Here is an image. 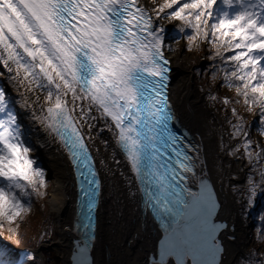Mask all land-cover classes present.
Masks as SVG:
<instances>
[{
	"label": "snow or ice",
	"instance_id": "obj_1",
	"mask_svg": "<svg viewBox=\"0 0 264 264\" xmlns=\"http://www.w3.org/2000/svg\"><path fill=\"white\" fill-rule=\"evenodd\" d=\"M174 5L166 15L194 30L189 41L203 34L216 44L217 55L221 47L233 53L227 61L235 70L225 79L240 81L237 94L264 110V0H164L152 11L159 17ZM163 31L141 0H0V65L29 91L46 93L49 106L42 122L64 142L84 177L87 227L100 181L78 125L96 119L95 111L112 121L117 144L143 185L145 204L163 230L152 264H219L218 234L227 225L215 219L218 202L210 184L202 180L193 191L186 183L194 166L182 139L169 128L173 116L164 91L169 60ZM0 114L3 227L30 211L31 193L45 186V177L33 167L3 88ZM252 143L244 145L249 159ZM251 191L254 196L255 188ZM74 261L89 264L87 246Z\"/></svg>",
	"mask_w": 264,
	"mask_h": 264
},
{
	"label": "bare ground",
	"instance_id": "obj_2",
	"mask_svg": "<svg viewBox=\"0 0 264 264\" xmlns=\"http://www.w3.org/2000/svg\"><path fill=\"white\" fill-rule=\"evenodd\" d=\"M141 2L152 15L154 26L164 29V51L169 60L167 97L175 120L189 131L186 152L192 159L195 174H187L186 183L193 191H199L202 180L210 184L218 202L215 219L227 225L218 234L223 249L219 257V264H222L228 260L227 240L231 241L233 249H238L247 235L244 216L252 198H236L228 189L231 181L243 175L240 155L232 148L229 126L222 114L211 105L207 92L197 85L196 75L185 57L173 49V21L164 13L157 17L148 1ZM0 67L3 71L1 79L13 94L37 143L38 152L53 175L50 201L55 206L57 226L53 241L67 253V237L76 233L73 221L79 196L74 165L56 133L46 127V121L42 122L49 106L44 100L46 93L35 88L29 91L25 85L11 79L14 73H8L2 65ZM76 115L79 116V109ZM92 116L96 119L86 118L78 125L100 181L92 231L88 237L90 264H152L158 248L152 242L159 223L141 199L139 180L125 152L117 144L112 122L101 118L95 111Z\"/></svg>",
	"mask_w": 264,
	"mask_h": 264
},
{
	"label": "rangeland",
	"instance_id": "obj_3",
	"mask_svg": "<svg viewBox=\"0 0 264 264\" xmlns=\"http://www.w3.org/2000/svg\"><path fill=\"white\" fill-rule=\"evenodd\" d=\"M152 7L158 8L159 5L164 3V0H146ZM182 3L190 2V0H181ZM177 6L174 5L173 9H165L163 12L170 13ZM168 18H170L169 15ZM174 25V34L172 38V47L176 53L182 54L185 57L190 70L196 75L197 85L207 92L208 98L211 101V105L222 114L225 122L229 126V136L232 148L240 155V163L242 174L237 180L231 181L229 185V191L236 195V198L243 199L244 196H250L252 198L251 203L248 204V209L245 212L244 224L246 229V237L240 242L239 248L233 249V244L230 240H227L229 254L228 260L222 264H248L247 260L254 254L259 252L260 247H264V228L257 223L262 207L264 205V185L260 180H254L250 169L247 165H256L262 167L264 171V159L256 158V154L252 153V158L249 159L244 145L248 140H251L253 147H257L264 138V130L262 125L264 122L258 117V112L255 108L248 103H245L243 97L237 94V91L229 86V80L225 79L224 73H219L214 69V65L208 58V48L211 44L209 39H204L203 34L197 37L195 41H189L188 36L194 34V30L190 29L183 21H179L170 18ZM184 31H181V29ZM233 54L232 52H230ZM235 66V63L232 62ZM3 71L0 67V88L5 90L6 101L9 109L16 117V122L19 125L21 132V138L25 140V143L30 147V158L34 161L33 167L40 168L44 172L45 181L47 183V194L42 199L44 205L35 198L34 204L30 205L31 210L26 216L18 217L12 223H18L17 232L15 235L19 237L18 242H15L12 252L15 256L23 259L22 264H67L65 260L64 249L62 246H56L52 243L55 240V206L50 201V192L54 184V178L51 174L47 163L42 159L38 152L37 143L30 133L27 124L22 117L15 98L10 93L1 79ZM169 80V71H168ZM167 80V85H168ZM227 98L228 103L224 100ZM235 109V113L233 112ZM3 115V114H0ZM183 125V124H182ZM239 128V132H237ZM189 132V131H188ZM251 148V147H250ZM250 152L249 150H247ZM94 164V162H93ZM95 168V166H94ZM138 180V179H137ZM264 182V181H263ZM140 185V184H139ZM140 187V186H139ZM255 188V195L253 196L252 189ZM141 189V187H140ZM142 192V191H141ZM78 198V196H77ZM141 199L145 201L143 193H141ZM78 217L77 211V199L75 202V218L73 225H76ZM50 229H54V234H48ZM34 242L36 247H26L29 242ZM260 246V247H259ZM51 248L54 252L56 259L50 260L43 252L42 248ZM31 257V259H29ZM36 257V258H35Z\"/></svg>",
	"mask_w": 264,
	"mask_h": 264
},
{
	"label": "trees",
	"instance_id": "obj_4",
	"mask_svg": "<svg viewBox=\"0 0 264 264\" xmlns=\"http://www.w3.org/2000/svg\"><path fill=\"white\" fill-rule=\"evenodd\" d=\"M220 55H217V46L215 43H211L209 45L208 48V58L210 60V62L212 63V65H214V69L217 70L219 73H224V76H226V73H231L232 71L235 70V66L232 63V61H227V57L229 55H231L230 51H225L224 47H221L220 49ZM229 83H231V87L234 88L236 90V88L238 86H240L241 82L236 80L235 78H230L229 79ZM240 95V94H239ZM241 97H243L242 95H240ZM244 101L245 98L243 97ZM249 100H251V94L249 96ZM251 106H253L255 108V110H257L258 112V117H260L261 121L264 122V110H262V106L259 104H249ZM262 128L264 130V125H262ZM263 142H261L257 147H253V145L251 146V148H249L248 150L250 152H253L254 154L259 153V158L261 157V159H264V152H262L261 150L264 149V138L262 140ZM28 144V142H26ZM247 168L251 170L252 175H253V179L254 180H260L262 181L263 185H264V177L261 176V172L263 171V166L259 168L258 165L255 164L253 165H247ZM47 183L45 181V186L43 187H39L38 185V192L35 193H31V202L32 204H34L35 202V198H38V201L41 204V206L44 205L42 199L46 196L47 194ZM29 191L31 192V189L29 188ZM31 205V204H30ZM32 206V205H31ZM31 210V208H30ZM29 212V211H28ZM27 213H24L23 216H26ZM262 217H264V205L262 207V212L260 213V217L258 218L259 220H257V223L260 224V226L262 228H264V219H262ZM17 226L18 223H11L9 224L8 222H3V227H0V238L6 240L7 242H9L10 244H14L15 242H18L19 237H17L16 232H17ZM10 229H14V230H10ZM49 233L48 234H54V229H50L49 228ZM28 246L26 247H36L34 242L30 241L29 244H27ZM260 247V246H259ZM261 249L259 250V252H257L256 254H254L252 257H250L247 260L248 264H264V247H260ZM43 252L46 254L47 258H49L50 260H54L56 258L54 252L52 251L51 248H46L43 247L42 248ZM36 258V257H35ZM23 259L20 257H17L14 255V253L12 252L11 246L3 243L0 241V264H22Z\"/></svg>",
	"mask_w": 264,
	"mask_h": 264
},
{
	"label": "water",
	"instance_id": "obj_5",
	"mask_svg": "<svg viewBox=\"0 0 264 264\" xmlns=\"http://www.w3.org/2000/svg\"><path fill=\"white\" fill-rule=\"evenodd\" d=\"M172 126L174 127V131L175 132H179V134H181L182 138L186 137V128L183 127V125H180L181 123L179 122V120H175V118L172 119V121H170ZM189 142L185 141V145L186 147H188ZM93 212L94 209L91 212V225L93 223L92 217H93ZM152 212V210H151ZM155 218V216H154ZM157 223H159V229L157 234H155L154 238H153V242L152 244H154L153 246L156 247L159 243V240L162 238L163 235V230L161 228L160 222L158 220V218H155ZM83 221L79 222L78 217H77V221H76V225L74 226L76 233L71 236L68 235V244H67V253H66V263L67 264H75L74 261V257L77 255V253L79 252L80 249L85 248V246H87V257H88V261L89 264L91 263L90 261V253H89V232L92 231V226L91 227H87V225L89 224V219L87 218H83ZM53 243V242H52ZM55 244V242H54Z\"/></svg>",
	"mask_w": 264,
	"mask_h": 264
}]
</instances>
